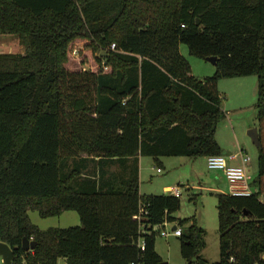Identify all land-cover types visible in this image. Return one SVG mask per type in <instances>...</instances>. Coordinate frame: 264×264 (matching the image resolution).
Instances as JSON below:
<instances>
[{
    "label": "trees",
    "instance_id": "obj_1",
    "mask_svg": "<svg viewBox=\"0 0 264 264\" xmlns=\"http://www.w3.org/2000/svg\"><path fill=\"white\" fill-rule=\"evenodd\" d=\"M0 34L24 47L0 53V240L12 264H160L156 236L176 220L186 264H264V0H0ZM78 39L105 63L68 69ZM181 43L215 56L214 73L194 75ZM246 75L257 76V190L216 193L209 262L205 230L174 216L180 197L140 193L138 156L223 154L218 80ZM28 209L74 210L80 225L40 229Z\"/></svg>",
    "mask_w": 264,
    "mask_h": 264
},
{
    "label": "rangeland",
    "instance_id": "obj_2",
    "mask_svg": "<svg viewBox=\"0 0 264 264\" xmlns=\"http://www.w3.org/2000/svg\"><path fill=\"white\" fill-rule=\"evenodd\" d=\"M10 39L17 45L11 50L13 53L24 50L16 35L0 34V53L8 51L5 48ZM4 41V42H3ZM88 40L75 41L68 54L66 66L70 70H96L100 64L101 53L92 51L88 46ZM77 49V54L72 50ZM180 53L185 57L191 67V72L197 77L212 75L215 64L207 58L190 53L186 44H179ZM105 71H110L108 66ZM257 76L223 77L218 80L217 88L221 95V106L226 111V116L221 120L216 129V140L223 154L240 153L248 156L246 167L252 177L257 175L258 147L252 141L249 130L257 128ZM230 163H240V156ZM160 171H157V168ZM227 180L219 172L207 167L206 156L195 157L184 155L160 156L158 159L152 156H141L139 165V190L141 194L169 193L165 187L179 189L180 208L174 213L177 219H190L205 230L204 239L206 246L202 254L209 261L214 262L219 258V232L216 187L227 189ZM264 203V195L259 196ZM30 221L40 229L49 227H68L80 225L79 215L74 210H64L60 215L41 217L36 210L28 209ZM175 222H166L159 231L165 229L169 234L156 236L155 249L162 258V262L168 264H186L180 253L179 236L172 235ZM177 227H180L177 225ZM181 228V227H180ZM162 262L160 264H162ZM0 264H4L0 255ZM57 264H66L64 257H59Z\"/></svg>",
    "mask_w": 264,
    "mask_h": 264
},
{
    "label": "built area",
    "instance_id": "obj_3",
    "mask_svg": "<svg viewBox=\"0 0 264 264\" xmlns=\"http://www.w3.org/2000/svg\"><path fill=\"white\" fill-rule=\"evenodd\" d=\"M111 49L115 48V44L110 45ZM73 54H77V49L72 50ZM240 156V163L233 164L229 160H234ZM249 162L248 156H244L241 153L239 155L233 154L228 157L225 154H216L206 156L207 167L210 170L222 171L225 179L227 180L230 187V194L235 196H249L256 192L257 188L254 184V177L249 173L246 164ZM161 169L158 167L157 171ZM166 190L175 195L180 196L181 193L176 187H168ZM147 210L143 206H140L139 211L134 218L140 222L141 227H144V224L141 220L142 217L146 216ZM166 224V223H165ZM164 224V225H165ZM156 228V226H154ZM161 235L167 236L169 232L165 229L160 230ZM172 234L181 235V228L175 227L172 229ZM141 249H144V243L140 241L139 243ZM130 264H141L138 262H131Z\"/></svg>",
    "mask_w": 264,
    "mask_h": 264
},
{
    "label": "water",
    "instance_id": "obj_4",
    "mask_svg": "<svg viewBox=\"0 0 264 264\" xmlns=\"http://www.w3.org/2000/svg\"><path fill=\"white\" fill-rule=\"evenodd\" d=\"M209 61H211L212 63H215L216 61V57L213 56V57H208L207 58ZM249 135L251 136L252 138V141L256 144L257 147L260 146V140H259V137H258V131H257V128H252L249 130ZM176 225L173 226V228H175ZM36 245V242L34 240H31L27 237H24L22 239V244H21V247L23 248V250L25 251H28V250H32ZM0 255L2 257V261L4 264H12V259H13V256H14V252L13 250L10 248V246L1 241L0 240ZM162 264H168L167 262H162Z\"/></svg>",
    "mask_w": 264,
    "mask_h": 264
},
{
    "label": "crops",
    "instance_id": "obj_5",
    "mask_svg": "<svg viewBox=\"0 0 264 264\" xmlns=\"http://www.w3.org/2000/svg\"><path fill=\"white\" fill-rule=\"evenodd\" d=\"M3 42H4V41H3ZM4 43H6L5 48L8 49V51H6V52H12L11 50L14 48V45H17V43H16L13 39H10V41L8 42L9 45H7V42H4ZM3 52H5V51L2 50L1 53H3ZM18 52L23 53L24 50H22V51H18ZM215 134H216V132H215ZM140 158H141V155L138 156V163H139V165H140ZM214 171L219 172V173L221 174V176L223 175V177H224V174H223L222 171H217V170H214ZM224 178H225V177H224ZM225 180H226V179H225ZM227 184H228V182H227ZM168 187H170V186H166L165 189L168 188ZM139 191H140V190H139ZM216 191H218V193H230V187H229V184L227 185V189H226V190H225V189H220V188L216 187ZM172 235H174V234H172ZM174 236H180V235H174ZM205 246H206V241H205ZM204 248H205V247H204ZM202 250H203V249H202ZM202 250H201V252H200V255H201L203 258H205L207 261H209L206 257L203 256V254H202ZM58 259H59V258H58ZM57 262H58V261H57ZM209 262H211V261H209Z\"/></svg>",
    "mask_w": 264,
    "mask_h": 264
}]
</instances>
